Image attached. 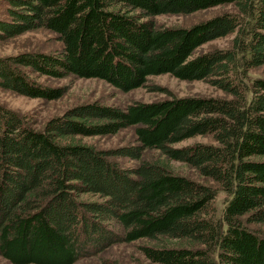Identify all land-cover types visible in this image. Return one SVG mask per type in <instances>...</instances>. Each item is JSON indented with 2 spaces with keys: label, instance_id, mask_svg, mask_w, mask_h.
I'll use <instances>...</instances> for the list:
<instances>
[{
  "label": "trees",
  "instance_id": "1",
  "mask_svg": "<svg viewBox=\"0 0 264 264\" xmlns=\"http://www.w3.org/2000/svg\"><path fill=\"white\" fill-rule=\"evenodd\" d=\"M233 5L191 27L151 19ZM53 33L62 47L0 56V90L61 99L37 77L101 80L156 92L148 78L201 81L230 98L170 97L126 107L82 104L41 131L0 105V257L10 264H75L115 244L149 240L153 264H264V0H0V43ZM232 36L229 47L194 55ZM133 128L134 145L103 151L79 138ZM211 137L213 143L178 144ZM187 165L205 183L173 173ZM137 165L123 169L113 158ZM223 208L213 207L217 192ZM97 197L85 200L84 197ZM176 244H173V243Z\"/></svg>",
  "mask_w": 264,
  "mask_h": 264
},
{
  "label": "rangeland",
  "instance_id": "2",
  "mask_svg": "<svg viewBox=\"0 0 264 264\" xmlns=\"http://www.w3.org/2000/svg\"><path fill=\"white\" fill-rule=\"evenodd\" d=\"M233 5H221L213 9L196 12L190 15H162L151 18L159 27H191L197 23L209 20L223 13H232ZM232 36L211 41L198 48L194 55H199L212 49H225L229 47ZM62 47L55 35L49 31L37 30L25 33L15 39L0 43V56H10L22 52L38 51L53 53ZM249 80H264V66L251 70L248 74ZM37 81L51 88L66 87V94L59 100L44 101L42 99H30L17 95L10 91L0 90V105L23 116L27 126L41 131L46 122L56 116H60L66 110L82 104L97 102L101 105L126 107L133 102L151 103L165 100L170 97H217L230 98L223 92L210 87L208 84L195 81H179L170 75L149 77L147 85L159 88V91L151 92L145 88H139L129 92H121L109 84L97 79H78L68 76L64 79H54L39 76ZM85 144L92 145L96 149L108 151L121 147L134 145L135 137L133 128L125 129L114 136L79 138ZM195 143L212 144L211 137H195L186 140L176 147H184ZM146 159H160L167 164L168 168L177 175L185 176L200 183L215 187L213 182L201 178L195 170L185 164L165 161L157 151H148ZM121 168L127 169L137 165V162L128 158H113ZM85 200H97V197L87 196ZM225 194L217 192L213 203L216 213L223 208ZM248 228L264 234V224H246ZM153 244L149 240H139L132 243L115 244L106 250L94 255L79 259L75 264H153L149 262L140 252L139 248ZM173 244H176L175 242ZM0 264H10L0 257Z\"/></svg>",
  "mask_w": 264,
  "mask_h": 264
}]
</instances>
